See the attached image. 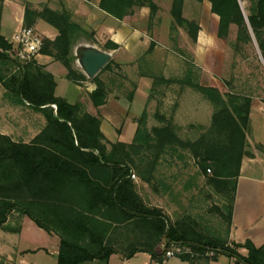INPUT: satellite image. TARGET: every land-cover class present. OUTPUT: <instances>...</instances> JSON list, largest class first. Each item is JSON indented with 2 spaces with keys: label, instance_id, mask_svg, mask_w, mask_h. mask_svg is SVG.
Listing matches in <instances>:
<instances>
[{
  "label": "trees",
  "instance_id": "obj_1",
  "mask_svg": "<svg viewBox=\"0 0 264 264\" xmlns=\"http://www.w3.org/2000/svg\"><path fill=\"white\" fill-rule=\"evenodd\" d=\"M3 1L0 0V16ZM208 1L212 12L219 17L218 36L225 37L230 25H236L234 45L238 48V44L247 42L241 33L249 41L250 29L264 59V0H240L242 5L238 0ZM98 5L118 19L132 14L138 7H148L149 17L157 9L154 0H100ZM182 7L183 0H171L170 13L177 25L185 26L195 40L199 26L183 18ZM37 19L57 30L53 40L44 38L41 53L60 61L67 70V79L75 83L88 79L94 82L95 89L89 98L96 107L105 104L109 89L100 75L110 71L114 62L110 59L95 76L87 78L75 68L72 53L76 38L86 31L71 18L70 12L53 10L47 5L38 10L25 4L23 25L30 26ZM9 47L8 40L0 33V62L10 60L6 53ZM104 47L116 49L118 45L110 41ZM0 82L18 102H27L46 119L45 127L28 143L0 133V230L6 229L12 213H18L47 232L55 231L60 238L56 264L90 261L108 264L114 253L128 259L139 251L149 253L155 264H160L165 251L175 243L191 248L193 254L178 256L189 264H208L220 254L232 258L233 264H264V244L207 238L200 232L170 223L160 208L144 204L130 178L129 163L134 160L129 149L136 151L143 145L157 150L189 149L206 182L216 191L228 194L225 204L228 231L236 179L243 156L249 155L246 146L250 96L232 92L223 95L216 87L196 85L215 106L210 124L196 139L179 138L169 122L148 128L147 114L143 111L136 119L132 142L124 143L107 140L100 130L101 117L83 110L80 102L71 104L55 95L53 74L34 60L10 76L0 77ZM132 95V92L128 94L129 100ZM123 224H129L134 232L128 248L115 245V235ZM162 239L165 248L158 252L154 247ZM136 241L145 249L136 248ZM240 248H245L247 253L242 254ZM35 251L25 250V253ZM208 251L213 255L209 256Z\"/></svg>",
  "mask_w": 264,
  "mask_h": 264
},
{
  "label": "rangeland",
  "instance_id": "obj_2",
  "mask_svg": "<svg viewBox=\"0 0 264 264\" xmlns=\"http://www.w3.org/2000/svg\"><path fill=\"white\" fill-rule=\"evenodd\" d=\"M154 2L157 4V9L151 17H149L150 10L146 7L149 13L141 22L145 31L142 32L145 41L137 49L139 54L137 64L139 74L137 75H144L149 81L142 92L145 95L143 104L138 94L132 107H129L132 99H128V94L132 92L134 95L136 82L121 68L117 61L118 52L106 50L103 46V49L110 52L111 60L114 62L111 70L100 76L106 81L109 89L107 99L111 96L117 98V105L109 104L107 114L113 116L110 121L117 129L119 128L118 133L126 126V118L133 120L136 130V119L143 111H146L148 128L169 122L179 138L196 139L210 124L211 115L215 110L214 104L195 87L196 85L213 86L223 95L232 92L250 96L257 103H264V63L259 56L250 29L247 34L251 40L248 41L241 33L247 42L238 44L237 48L234 45L238 32L236 25L231 24L227 35L219 37L217 34L219 17L212 12L208 0H183V18L199 26L196 39L193 40L187 28L177 25L172 17L171 0H154ZM25 4L33 8L29 2ZM44 5L47 3L41 4L40 9ZM30 26L34 27L44 40L45 37L38 29L33 24ZM90 37L91 33L87 31L81 34L76 38L72 48L74 65L80 69L75 49L79 45L88 44L85 39ZM33 60L36 61L35 58ZM58 62L63 66L61 68L66 70L64 65ZM20 65L21 63L12 58L0 62V77L10 76L24 66ZM85 97L90 100L89 93L83 92L81 100L77 102H80L82 109L87 111ZM0 99L16 100L6 91L1 82ZM91 114L101 117L99 113ZM251 127L253 133L257 131L255 122ZM133 137L134 135L129 142L117 141L131 143ZM129 151L134 160V163H129L130 174H134L133 177L130 175V178L145 205L160 208L166 214L168 222L176 223L182 228L200 232L207 238L222 240L225 238L227 233L225 204L228 202V194L216 191L213 185L206 182V177L202 175L189 149L169 147L157 150L152 146L144 147L143 145L136 151L132 149ZM207 173L211 174L208 168ZM22 216L24 215L12 213L6 229L0 230V264H18L20 256L24 254H27L24 257L31 260L33 264H53L54 261L41 248H36L35 252L25 253V251H19L17 247L13 248V242L7 239V233H17L13 229L16 228L14 226ZM120 227L117 230L118 234L115 235L117 239L115 245L123 248L132 242L134 232L129 224H123ZM10 228H13V232ZM37 230L25 231V234L18 239L19 245L22 247L48 246L44 235ZM49 247L51 249V246ZM164 248L165 240L162 239L157 251L162 252ZM167 250L173 252L170 257L166 255ZM167 250L163 255V260L166 259V261L162 264H180L175 257L193 254L189 246L179 243L172 244ZM114 254L123 258L121 253ZM207 254L213 255L211 251ZM119 258L113 257L110 264H149L148 261L145 263V257L141 253L130 259ZM84 264L103 263L90 261Z\"/></svg>",
  "mask_w": 264,
  "mask_h": 264
},
{
  "label": "crops",
  "instance_id": "obj_3",
  "mask_svg": "<svg viewBox=\"0 0 264 264\" xmlns=\"http://www.w3.org/2000/svg\"><path fill=\"white\" fill-rule=\"evenodd\" d=\"M99 1L4 0L0 17V33L8 40L16 30L23 26L25 2H29L33 8L38 10L44 2L53 10H67L74 21L89 34L91 33V37L85 39L86 43L96 44L97 47L101 44L102 47L100 46L99 48L102 50H105L103 46L110 41L118 45L116 49L110 50L118 52L119 58L117 61L121 68H123L126 75L136 82L135 93L131 102H129V107H132L138 94H140L143 104L145 95L142 92L149 84V81L144 75H137L139 74L137 66L139 54L137 49L145 41L142 36V32L144 33L145 31H143L144 28L141 22L148 16L149 12H147L146 6H142L139 9L135 8L132 14L125 16L123 19H118L102 10L98 5ZM33 25L47 39L53 40L57 35V30L42 19H37ZM35 59L45 70L53 74L56 82L55 95L64 97L69 103H76L81 100L83 92L88 94L95 89V84L89 79L80 83L67 79L66 70H63L61 68L63 66L54 60L51 55L39 53ZM75 68L83 72L78 66H75ZM112 97L107 99V103L98 107H94L90 100L85 97V107L88 112L101 115L100 130L107 140L111 142L117 140L129 142L135 132V123L133 120L126 118V128H122L118 133L117 130L119 128L117 129L110 121L113 116L107 114L109 104L117 103V98ZM249 116L250 133L247 135L246 146L249 155H244L241 161L239 175L236 179L230 226L224 239H227L228 242L238 243L251 240L254 245L261 246L264 244V103H257L252 100ZM254 122L257 131L253 133L251 125ZM45 125L46 119L43 114L31 108L27 102L20 103L16 100L0 99V133L8 135L15 141L21 140L28 143ZM14 227L19 228V231H16L17 233L6 234L7 239L13 242V248L17 247L19 251L41 248L48 257H51L54 261L53 264H56L60 238L55 231L47 232L35 225L26 216L19 218ZM34 229L41 231L40 233L44 235L45 243L47 242L48 246L22 247L19 245L18 239L25 234V231H33ZM136 235L140 236L139 233H136ZM134 243H136V248L145 249L141 243L137 241ZM127 245L123 248H128ZM158 245L154 247L155 250L158 249ZM49 246H51V249ZM239 251L242 254L247 253L245 248H240ZM140 253L144 255L145 263L148 261L149 264H155L150 254L144 251L136 252L130 258ZM24 256H27V254L20 256L18 264H33L31 260ZM113 257L119 258V256L112 254L109 257L108 264H110ZM175 258L180 264H189V262L183 261L178 257ZM165 261L166 259L163 260V262ZM233 262L232 258L220 254L215 261H210L208 264H233Z\"/></svg>",
  "mask_w": 264,
  "mask_h": 264
},
{
  "label": "built area",
  "instance_id": "obj_4",
  "mask_svg": "<svg viewBox=\"0 0 264 264\" xmlns=\"http://www.w3.org/2000/svg\"><path fill=\"white\" fill-rule=\"evenodd\" d=\"M8 43L10 47L6 50V53L10 58L21 63L20 66H22L31 62L39 54L43 45V39L34 27L21 26L11 35ZM52 107L55 108V105L52 104ZM130 175L134 176L133 173ZM172 254V251L167 250V257H170Z\"/></svg>",
  "mask_w": 264,
  "mask_h": 264
},
{
  "label": "water",
  "instance_id": "obj_5",
  "mask_svg": "<svg viewBox=\"0 0 264 264\" xmlns=\"http://www.w3.org/2000/svg\"><path fill=\"white\" fill-rule=\"evenodd\" d=\"M238 1L240 5H242L241 1ZM257 50L262 62L264 63V59L262 58L258 47ZM75 54L77 55L78 65L81 67L83 73L89 78L95 76L111 59L110 52L102 50L93 44H82L77 46L75 49Z\"/></svg>",
  "mask_w": 264,
  "mask_h": 264
}]
</instances>
